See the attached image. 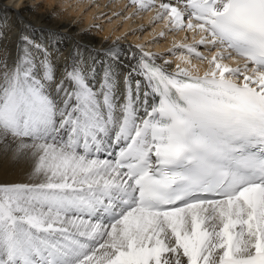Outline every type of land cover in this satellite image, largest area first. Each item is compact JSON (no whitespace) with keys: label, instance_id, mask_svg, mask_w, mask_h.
<instances>
[{"label":"snow or ice","instance_id":"1","mask_svg":"<svg viewBox=\"0 0 264 264\" xmlns=\"http://www.w3.org/2000/svg\"><path fill=\"white\" fill-rule=\"evenodd\" d=\"M154 19L199 39L176 61L77 42L59 73L63 33L0 48V160L31 181L0 183V264H264V0H163Z\"/></svg>","mask_w":264,"mask_h":264},{"label":"bare ground","instance_id":"2","mask_svg":"<svg viewBox=\"0 0 264 264\" xmlns=\"http://www.w3.org/2000/svg\"><path fill=\"white\" fill-rule=\"evenodd\" d=\"M159 3L160 0H156V7L139 10L129 0H0V30L4 33L0 48L6 47L14 58L22 32L40 42L47 41L55 31L68 37L56 45L59 52L54 56L58 73L77 42L84 57L92 55V49L107 48L118 40L125 51L129 46L142 44L146 50L165 53V59L176 61V57L167 55V50L174 43H193L194 38H189L185 30H170L165 20H155ZM21 19L35 30L25 29ZM161 32L163 36L159 35ZM198 50L210 55L214 49L200 46ZM193 63L200 66L201 73L207 69L206 62L193 58ZM120 71L126 72L127 68ZM29 172L30 167L23 160H0V183H29Z\"/></svg>","mask_w":264,"mask_h":264}]
</instances>
